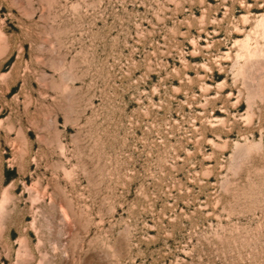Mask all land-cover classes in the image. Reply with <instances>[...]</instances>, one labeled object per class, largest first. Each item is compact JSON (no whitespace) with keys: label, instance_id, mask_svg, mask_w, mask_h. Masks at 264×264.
Wrapping results in <instances>:
<instances>
[{"label":"rangeland","instance_id":"1","mask_svg":"<svg viewBox=\"0 0 264 264\" xmlns=\"http://www.w3.org/2000/svg\"><path fill=\"white\" fill-rule=\"evenodd\" d=\"M0 264H264V0H0Z\"/></svg>","mask_w":264,"mask_h":264}]
</instances>
